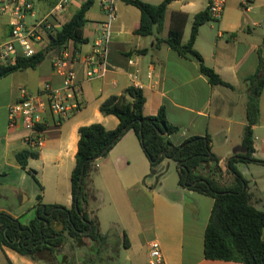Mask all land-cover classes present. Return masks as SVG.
<instances>
[{
    "label": "crops",
    "instance_id": "obj_1",
    "mask_svg": "<svg viewBox=\"0 0 264 264\" xmlns=\"http://www.w3.org/2000/svg\"><path fill=\"white\" fill-rule=\"evenodd\" d=\"M83 1L69 0L62 8L54 9L55 0H33V12L26 14L24 20L31 23L49 16L52 26L60 28ZM100 1L93 0L86 11L83 34L87 40L77 46L68 42L77 52L73 67L80 84L81 105L64 116L44 112L38 147L28 145V130L20 122L8 124V105L19 95L21 87L33 93L44 80L55 85L61 83L60 75L52 66V58L58 50L48 51L50 55L35 67L15 69L0 77V210L8 211L23 222L35 215L38 194L42 203L72 204L70 173L77 150L78 127L91 122H101L106 128L117 125L118 117L102 113L99 104L108 95L121 93L132 84L129 72H136L141 84L145 96L144 113L155 114L163 107L168 121L177 126L169 134L175 144L192 135L208 134L211 151L218 156V162L206 163L205 171L208 172L210 166H218L220 169L213 175L218 183H235L234 173L227 169L228 161L232 155L244 151L242 139L250 91L246 77L255 72L259 52L264 55V0H226L219 17L208 19L198 27L194 47L203 61L231 85L211 83L199 70L194 57L182 55L163 42L154 46V34L136 33L140 10L125 0H115L117 17L111 27L107 68L100 74L86 77L83 57L99 32V22L105 18ZM4 3L6 0H0V40L9 38L11 28V3L3 6ZM207 3L208 0H171L160 35L165 36L170 27L181 25L182 40L186 41L194 14ZM41 37L37 46L48 40L47 31L42 30ZM128 58L133 62L129 63ZM252 139L256 159L236 160L234 165L247 181L250 202L264 209V86L259 97V116L252 123ZM25 148L35 151L36 155H29L26 167H22L17 153ZM101 156H105V160L97 163V171L108 183L121 184L122 202L134 219L131 230L124 224L129 246L139 234L144 239L149 229L152 237L145 239L146 255L149 241L157 239L165 264H243L237 260L204 256V230L214 197L178 182L168 183L166 171L158 177L150 175V161L133 129H128ZM92 184L93 179L87 182L89 193ZM100 202V197H90L87 207L90 215ZM107 242L105 236L99 249L106 248ZM91 243L88 237L87 250L95 248ZM63 247L62 251L66 252ZM86 255L84 252L82 256ZM7 257L14 264H48L0 244V262Z\"/></svg>",
    "mask_w": 264,
    "mask_h": 264
},
{
    "label": "trees",
    "instance_id": "obj_2",
    "mask_svg": "<svg viewBox=\"0 0 264 264\" xmlns=\"http://www.w3.org/2000/svg\"><path fill=\"white\" fill-rule=\"evenodd\" d=\"M92 1L84 0L60 28L46 29L47 44L38 46L33 54L17 55L13 61L0 64V77L15 69L35 67L48 51L57 49L59 52L68 45L69 41L75 46L86 41L83 28L87 19L86 11ZM125 1L140 10L139 24L134 29L136 33L154 34V46H159L163 42L182 55L194 57L198 61L199 70L211 83L231 85L223 80L213 67L203 61L202 55L194 47L199 25L208 19L217 18L210 14L208 5L194 14L189 36L183 41L181 25L170 27L165 36L160 35L166 8L171 0H161L156 3L146 0ZM246 81L250 91L246 100L247 123L242 139L244 151L232 155L227 168L234 173V184L218 183L213 176L215 171L220 169L218 166L216 168L210 166L207 168L208 172L205 171L206 163L218 162V156L211 151V139L208 134L192 135L178 144L173 143L169 134L177 129V126L168 121L163 107H160L155 114L144 113L145 96L142 89L131 84L121 93L108 95L99 104L102 113H113L118 117L119 122L115 127L106 128L101 122H91L78 127L77 150L70 173L72 204L66 206L58 203H42L41 195L38 194L35 215L27 222H23L6 210H0V244L48 264H91L88 261V258L91 259L89 255L69 254L63 252L62 247L68 238L74 244H80L83 243L81 238L88 236L92 241L91 247L94 246V250L100 251L105 236L98 230L96 217L91 216L87 210L90 197L94 196L86 189L85 178L93 169L95 156L105 147L103 155L106 154L109 148L131 128L139 137L150 161V170H157V175H161L165 170L159 167L160 162L165 156L171 157L176 161L180 184L214 197L204 230V256L237 260L243 264H264L262 238L264 209L257 208L250 202V194L246 189L247 181L234 165L236 160L256 159L253 156L255 147L252 139V123L256 122L259 116V97L264 86V55L261 52L255 72L247 76ZM29 155H36V152L25 148L17 153L18 162L22 167H26ZM27 170L34 175L31 168ZM82 172V182L77 191ZM89 224L91 227L86 231ZM124 243L125 245L129 243L126 233H124ZM0 264L14 263L7 257Z\"/></svg>",
    "mask_w": 264,
    "mask_h": 264
},
{
    "label": "built area",
    "instance_id": "obj_3",
    "mask_svg": "<svg viewBox=\"0 0 264 264\" xmlns=\"http://www.w3.org/2000/svg\"><path fill=\"white\" fill-rule=\"evenodd\" d=\"M68 1L55 0L54 9L62 8ZM225 1L208 0L210 14L219 17ZM9 2L12 15L11 28L9 38L0 40V64L13 61L17 55L33 54L42 38L41 31L53 27L49 16L41 17L31 23L24 20L26 14L33 12V0H6L3 6H7ZM100 5L105 18L99 22V32L92 41L90 50L83 57L86 77L100 74L107 68L111 27L117 17L115 0H101ZM76 53L75 49L66 45L52 58L53 69L60 75V84L55 85L50 80H44L33 93L21 87L19 95L8 105V124L15 125L20 122L28 130L26 142L31 148H36L41 143L40 131L45 122L44 112L47 111L57 117L64 116L81 105L80 84L73 67ZM128 62L132 63V58H128ZM129 76L132 85L141 86L136 72H129ZM146 264H165L157 239H152L148 243Z\"/></svg>",
    "mask_w": 264,
    "mask_h": 264
},
{
    "label": "rangeland",
    "instance_id": "obj_4",
    "mask_svg": "<svg viewBox=\"0 0 264 264\" xmlns=\"http://www.w3.org/2000/svg\"><path fill=\"white\" fill-rule=\"evenodd\" d=\"M187 34V33H186ZM47 44V40H43L40 45L44 46ZM50 53H47L45 57H48ZM105 160V156H101L95 160L93 169L86 176V185L89 180L93 179L92 188L90 194L94 197H100L101 202L99 206L93 209L91 216H95L98 221V230L101 234L107 237L108 242L103 249L97 251L96 249L87 250V236H83L81 241L83 243L74 244L71 239L68 238L64 245L66 253H76L83 255L84 252L91 257L88 261L91 264H144L147 258V244L145 239L151 236V231L144 230L146 232L145 238L133 237L132 245H125L124 243V224L128 227L134 225V219L131 216L130 209L122 202L121 198V184L117 181L108 183V179L101 176V172L97 171V163ZM164 168L166 171V177L168 183L177 184L178 182V171L176 169V161L173 159H165L160 162L159 167ZM153 176H156L155 174ZM179 183V182H178ZM111 191L114 192L113 195ZM90 214V213H89ZM127 221V222H126ZM129 223V224H128ZM86 250V251H85ZM80 262V260H76Z\"/></svg>",
    "mask_w": 264,
    "mask_h": 264
},
{
    "label": "water",
    "instance_id": "obj_5",
    "mask_svg": "<svg viewBox=\"0 0 264 264\" xmlns=\"http://www.w3.org/2000/svg\"><path fill=\"white\" fill-rule=\"evenodd\" d=\"M106 150V147L105 148H103L96 156H95V158H98L99 156H101L102 154H103V152ZM162 153V152H161ZM165 156V155H164ZM164 158H166V159H170L171 157H167V156H165ZM178 164L180 163V161L179 162H177ZM162 168H163V166H162ZM186 171H187V169H186ZM156 175V177H158L159 175H157V170H150V175ZM82 175H83V172H82V174H81V176H80V178H79V181H78V186H77V191L80 189V185H81V182H82ZM37 207H38V205H37ZM53 209V208H52ZM90 227H91V224H89V228L86 230V231H89V229H90ZM4 234L6 235V231H5V229H4Z\"/></svg>",
    "mask_w": 264,
    "mask_h": 264
}]
</instances>
